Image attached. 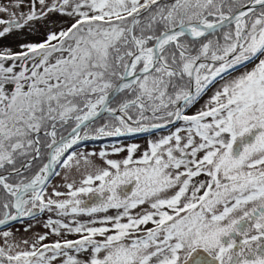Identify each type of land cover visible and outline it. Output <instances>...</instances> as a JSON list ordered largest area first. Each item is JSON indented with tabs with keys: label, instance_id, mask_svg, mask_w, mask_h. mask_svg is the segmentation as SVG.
Returning a JSON list of instances; mask_svg holds the SVG:
<instances>
[{
	"label": "snow or ice",
	"instance_id": "obj_1",
	"mask_svg": "<svg viewBox=\"0 0 264 264\" xmlns=\"http://www.w3.org/2000/svg\"><path fill=\"white\" fill-rule=\"evenodd\" d=\"M53 13L0 48V225L59 218L0 264H264V0H0V37Z\"/></svg>",
	"mask_w": 264,
	"mask_h": 264
},
{
	"label": "rangeland",
	"instance_id": "obj_2",
	"mask_svg": "<svg viewBox=\"0 0 264 264\" xmlns=\"http://www.w3.org/2000/svg\"><path fill=\"white\" fill-rule=\"evenodd\" d=\"M4 2H7V0H4ZM66 22H70L68 17L62 16L58 13H53V14H49L48 18H45L43 20L40 21H36L33 22L31 29H24V30H14L12 33L7 34L5 37H0V48L2 47H11L14 50L18 49V45L24 42H37V41H41L44 39L45 35L47 34L48 30L50 28H59L60 26H66ZM211 93H209L210 95ZM205 99H207V97H205ZM200 103H203V100H201ZM200 105L197 104L194 108L191 109V111H195L196 108H198ZM132 143H136L139 144L141 146V149L145 148L146 145L145 143L142 142L141 138H137V139H129V140H124V141H119L116 142V144H103V145H94V146H86V147H82V148H78V150H76L75 152L77 154H81V153H96L97 155L92 157V159L96 160L97 163H102L101 160H99L98 154L101 151H106L108 153H110L109 158H115L118 159L120 157H122L123 155H125V153H120L118 155H111L112 153V149L114 146H126ZM83 171V169H81V172ZM67 172L66 169H63L60 167V175H56V183L57 186L56 188L59 189L61 188V191H67V189L64 187V185L67 182H70L71 180H75L77 182V184H79V180L81 179V172H77L75 170H73L71 173H69V180L66 181L65 180V173ZM51 183L49 189L52 187V185L54 186V183ZM64 197H61L60 199H63ZM85 199H87L85 197ZM52 218L55 219L54 214L52 213ZM70 219V217L68 218ZM80 219L86 220L87 218L81 217ZM48 220V218H46L45 220H41L42 222V227L38 228H33L31 230H29L26 225L24 223H19L16 225H13L7 229L1 230L2 231H11L13 232L16 240H22V239H31L33 238L37 233L39 234H44L45 232H47L48 229H46L44 227V224L46 223V221ZM31 228V227H30ZM27 229V231L25 230ZM43 233H42V232ZM69 238H75L74 236L69 237ZM57 239V237L55 236H50L49 240L46 242H51L53 240Z\"/></svg>",
	"mask_w": 264,
	"mask_h": 264
},
{
	"label": "flooded vegetation",
	"instance_id": "obj_3",
	"mask_svg": "<svg viewBox=\"0 0 264 264\" xmlns=\"http://www.w3.org/2000/svg\"><path fill=\"white\" fill-rule=\"evenodd\" d=\"M168 131H169V129H164V130H157V131H154L153 133H142V134L140 135L139 138H141L142 142L145 143V145L147 146V142H148L149 140L156 139V138H158V137L161 136V135L167 134ZM58 168H59V166H58L54 171H57ZM59 171H60V169L58 170V172H59ZM55 178H56L55 175H52V176L50 177L48 188L50 187L51 183H53V182L56 180ZM56 186H57V183H56V181H55L54 186L52 185V187H51V188L49 189V191H48L49 195H51L53 188H56ZM58 190L61 191V188H59ZM53 198H55V197H53ZM52 213L54 214L55 219H56V218H59V217L56 216V214H55L54 212H51V213H50V212L45 211L44 213H39V214L36 216V218H32V217H24V218H27V219L24 220V221H26V222H25V225H26V227H27L29 230H31V229H33V228H38V229H39L40 227H42V222H41V220H42V219L45 220L46 218H49L50 216L52 217ZM84 218H87V217H84ZM66 219H68V218H66ZM30 225H31V228L29 227ZM47 231H48V230H47ZM41 232H42V231H41ZM42 233H43V232H42Z\"/></svg>",
	"mask_w": 264,
	"mask_h": 264
},
{
	"label": "trees",
	"instance_id": "obj_4",
	"mask_svg": "<svg viewBox=\"0 0 264 264\" xmlns=\"http://www.w3.org/2000/svg\"><path fill=\"white\" fill-rule=\"evenodd\" d=\"M140 133L137 134H129V135H125V136H120V137H104L101 139H90L88 141H82L80 142L78 145H76V148H80L83 146H87L91 144H96V143H102V142H107V143H113V142H119V141H124V140H129V139H136L137 137H139Z\"/></svg>",
	"mask_w": 264,
	"mask_h": 264
},
{
	"label": "water",
	"instance_id": "obj_5",
	"mask_svg": "<svg viewBox=\"0 0 264 264\" xmlns=\"http://www.w3.org/2000/svg\"><path fill=\"white\" fill-rule=\"evenodd\" d=\"M18 220H16V221H9L6 225H0V229H2V228H4V227H7V226H9V225H11V224H14V223H16Z\"/></svg>",
	"mask_w": 264,
	"mask_h": 264
}]
</instances>
